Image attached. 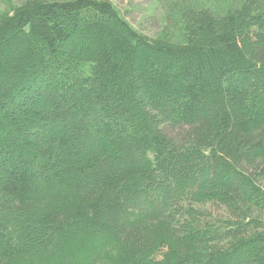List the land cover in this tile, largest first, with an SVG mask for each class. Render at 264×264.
<instances>
[{
	"label": "trees",
	"instance_id": "1",
	"mask_svg": "<svg viewBox=\"0 0 264 264\" xmlns=\"http://www.w3.org/2000/svg\"><path fill=\"white\" fill-rule=\"evenodd\" d=\"M180 12L0 15V264H264V0Z\"/></svg>",
	"mask_w": 264,
	"mask_h": 264
},
{
	"label": "rangeland",
	"instance_id": "2",
	"mask_svg": "<svg viewBox=\"0 0 264 264\" xmlns=\"http://www.w3.org/2000/svg\"><path fill=\"white\" fill-rule=\"evenodd\" d=\"M25 0H0V15L8 12L15 6H19ZM114 5L122 18L131 25L139 34L149 39L157 38L160 34L171 33V27L166 26L168 18L178 24L180 10L184 7L194 8L206 7L211 11L217 8L224 11L233 0H184L185 3H174L176 8L170 11L169 8H159L152 0H108ZM264 190V181L261 182ZM216 214L215 211H212Z\"/></svg>",
	"mask_w": 264,
	"mask_h": 264
}]
</instances>
